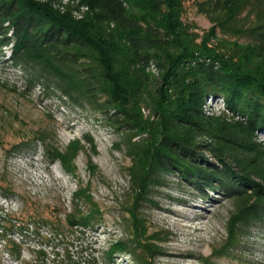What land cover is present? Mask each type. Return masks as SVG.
<instances>
[{"label":"trees","instance_id":"trees-1","mask_svg":"<svg viewBox=\"0 0 264 264\" xmlns=\"http://www.w3.org/2000/svg\"><path fill=\"white\" fill-rule=\"evenodd\" d=\"M185 1L82 0L89 12L76 20L38 0H0V37L12 44L16 63H36V71L53 76L74 101L105 113L125 135L148 132L143 143H129L136 165L129 171L143 200L153 185L165 184L162 175L179 173L201 190L237 200L229 221L236 238L238 225L264 223V149L254 141L264 129V0H198L214 23L203 32L184 21ZM152 63L158 76L147 70ZM209 94L224 96L246 121L206 115ZM143 102L156 119L144 118ZM78 149L49 153L70 168ZM75 223L68 215V224ZM115 247L137 253L124 242Z\"/></svg>","mask_w":264,"mask_h":264},{"label":"rangeland","instance_id":"rangeland-1","mask_svg":"<svg viewBox=\"0 0 264 264\" xmlns=\"http://www.w3.org/2000/svg\"><path fill=\"white\" fill-rule=\"evenodd\" d=\"M38 1L76 20L89 12L82 0ZM197 3L185 1L183 19L203 32L214 23ZM225 37L248 41L245 35ZM36 67L16 63L12 44L0 37V264H264V223L240 224L230 238L237 200L214 188L201 190L179 173L162 175L168 184L153 185L143 200L129 171L135 165L129 143H143L148 132L125 135L105 113L74 101ZM147 70L159 74L154 63ZM141 111L156 119L145 102ZM203 111L246 121L222 95H207ZM254 141L264 149L263 128ZM54 148L70 155L79 148L70 168L53 160ZM120 242L136 255L114 251Z\"/></svg>","mask_w":264,"mask_h":264},{"label":"bare ground","instance_id":"bare-ground-1","mask_svg":"<svg viewBox=\"0 0 264 264\" xmlns=\"http://www.w3.org/2000/svg\"><path fill=\"white\" fill-rule=\"evenodd\" d=\"M165 184H168V181H167V180L165 181ZM165 184H164V185H165Z\"/></svg>","mask_w":264,"mask_h":264}]
</instances>
